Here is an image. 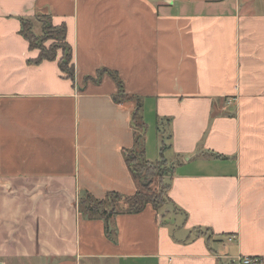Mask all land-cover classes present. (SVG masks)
I'll return each mask as SVG.
<instances>
[{
	"label": "crops",
	"instance_id": "1",
	"mask_svg": "<svg viewBox=\"0 0 264 264\" xmlns=\"http://www.w3.org/2000/svg\"><path fill=\"white\" fill-rule=\"evenodd\" d=\"M174 1L0 0V264H264V0ZM37 12L65 24L75 85L26 62L18 17ZM100 68L167 122L178 209L115 215V242L76 205L138 190L134 104L107 74L84 84Z\"/></svg>",
	"mask_w": 264,
	"mask_h": 264
},
{
	"label": "trees",
	"instance_id": "2",
	"mask_svg": "<svg viewBox=\"0 0 264 264\" xmlns=\"http://www.w3.org/2000/svg\"><path fill=\"white\" fill-rule=\"evenodd\" d=\"M18 20L20 23L18 32L27 41L28 49L37 50L36 57L26 62L28 64L38 65L43 61H56L63 77L73 82L75 67L72 63L71 47L66 42L65 24L53 25L51 15L43 12H37L30 18L18 17ZM32 20L39 23L40 34L33 32L34 25ZM104 74H107L116 86V91L112 94L113 102L116 104L133 102L134 104L133 111L130 115V123L133 128V145L131 148L124 149L123 151L125 165L131 178L138 184V190L128 196L111 191L101 199H95L90 194L84 193L82 197L78 198L76 205L78 213L84 219L102 220L106 237L110 241L115 242L116 228L110 221L112 217L117 214L140 213L147 205L151 206L156 214H158L166 202H169L166 192L170 183L169 181L165 183L163 177L171 175L173 166L163 157H160V159L154 162L147 161L144 159L143 150H136V146L139 145V135L135 131V128L142 126V123L136 124L135 121L139 116V111L141 112L142 102L139 97L134 94H128L125 91L123 81L116 71L100 68L96 71L94 77L85 76L83 82L84 84L88 81L98 83ZM154 178H157L158 184L152 188L151 185ZM146 182L147 184L144 185L143 183ZM162 217V222L166 224L169 218H164L165 215ZM199 233L201 232L198 231L196 235H200ZM209 238L210 234L207 235L206 240L208 241ZM239 260L236 262L231 261L228 264H241ZM259 261L258 259V263Z\"/></svg>",
	"mask_w": 264,
	"mask_h": 264
},
{
	"label": "rangeland",
	"instance_id": "3",
	"mask_svg": "<svg viewBox=\"0 0 264 264\" xmlns=\"http://www.w3.org/2000/svg\"><path fill=\"white\" fill-rule=\"evenodd\" d=\"M198 1H206V0H183L182 5L180 7H184L187 9H193ZM179 0L174 1L173 6H168L170 8H179L178 7ZM34 25V33L40 34L39 31V23L37 21L32 20ZM73 84L75 85V81H73ZM141 100V98H140ZM142 101V100H141ZM139 116L136 118L135 123L140 124L142 123V126H138L135 128V131L139 135V145L136 146V150H143L144 159L150 162H154L160 157L166 158L167 152H168V128H167V122L163 119H156L155 116H152V114L143 113L142 111H139ZM141 117V118H140ZM163 181L166 183L168 180V175L163 177ZM151 187L157 186L158 180L157 178H154L152 180ZM167 203V202H166ZM121 208V207H120ZM163 209H160V212L164 211L162 214H165L166 218H171L172 213L167 211H177L171 204H165ZM122 209V208H121ZM177 220L179 218H176ZM117 234V233H115ZM207 234V232H206ZM7 264H29L27 261H24V259H11L7 260Z\"/></svg>",
	"mask_w": 264,
	"mask_h": 264
},
{
	"label": "built area",
	"instance_id": "4",
	"mask_svg": "<svg viewBox=\"0 0 264 264\" xmlns=\"http://www.w3.org/2000/svg\"><path fill=\"white\" fill-rule=\"evenodd\" d=\"M241 264H258V259L242 258L239 260Z\"/></svg>",
	"mask_w": 264,
	"mask_h": 264
},
{
	"label": "bare ground",
	"instance_id": "5",
	"mask_svg": "<svg viewBox=\"0 0 264 264\" xmlns=\"http://www.w3.org/2000/svg\"><path fill=\"white\" fill-rule=\"evenodd\" d=\"M239 259H242V258H239ZM239 259H238V260H239ZM248 259H251V258H248ZM259 262H260V261H259ZM258 264H259V263H258Z\"/></svg>",
	"mask_w": 264,
	"mask_h": 264
},
{
	"label": "water",
	"instance_id": "6",
	"mask_svg": "<svg viewBox=\"0 0 264 264\" xmlns=\"http://www.w3.org/2000/svg\"><path fill=\"white\" fill-rule=\"evenodd\" d=\"M144 185H146L147 184V182L146 183H143Z\"/></svg>",
	"mask_w": 264,
	"mask_h": 264
}]
</instances>
